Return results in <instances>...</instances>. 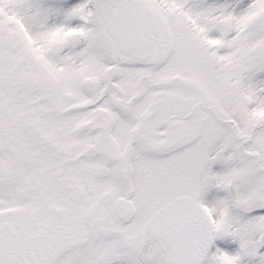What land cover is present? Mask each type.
<instances>
[{"label":"snow or ice","instance_id":"1","mask_svg":"<svg viewBox=\"0 0 264 264\" xmlns=\"http://www.w3.org/2000/svg\"><path fill=\"white\" fill-rule=\"evenodd\" d=\"M0 264H264V0H0Z\"/></svg>","mask_w":264,"mask_h":264}]
</instances>
